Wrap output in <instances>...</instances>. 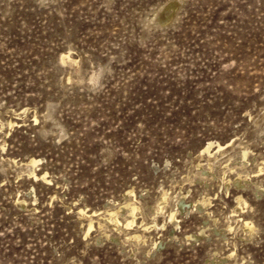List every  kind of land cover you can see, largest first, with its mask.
Here are the masks:
<instances>
[{
	"label": "rangeland",
	"instance_id": "374dc122",
	"mask_svg": "<svg viewBox=\"0 0 264 264\" xmlns=\"http://www.w3.org/2000/svg\"><path fill=\"white\" fill-rule=\"evenodd\" d=\"M254 184L264 0H0V264H264ZM181 195L209 206L173 226ZM123 203L130 228L87 230Z\"/></svg>",
	"mask_w": 264,
	"mask_h": 264
},
{
	"label": "bare ground",
	"instance_id": "6f19581e",
	"mask_svg": "<svg viewBox=\"0 0 264 264\" xmlns=\"http://www.w3.org/2000/svg\"><path fill=\"white\" fill-rule=\"evenodd\" d=\"M65 59L66 58L63 57V58H61V61L64 62ZM222 148L223 147L221 145H219V144L213 146L212 142H208L207 145L205 147H203L202 151H203V153H206L208 156H210L212 158L218 152H220V150ZM245 156H246V153H245V151H243L242 152V160H241L242 161V164L241 165H243V166H246V164H247V162L245 160ZM37 162H38L37 159L30 158L29 160H27V166L34 167L37 164ZM207 165L208 166L210 165L209 164V161L207 162ZM196 169L199 170L202 174H205L207 172V171H205L202 168V166L200 164H197L196 165ZM257 173H260V168H259V171ZM31 174L35 177V175H34L33 172H31ZM248 180H249L248 178H244L242 180L241 176H239L237 174L236 179L233 181V184L238 189L239 188H244L245 186H244L243 182L246 184L248 182ZM229 182L230 181H228L227 183H229ZM253 186L255 187V190H256L255 196H259L260 193H264V188L263 187L257 186L256 184H254ZM131 194H132V191L131 190H128V191H126L124 193V197L129 196ZM235 200L237 202L236 210L238 211V210H240V208H239L240 207V204H244L245 205V201H244L243 197L240 196V195H238L235 198ZM166 201H167V198L165 196H162L160 198V200H159V207H158L159 208V211H161L164 208V206L166 205ZM18 202L20 203V206H24L25 205V201L24 200H18ZM192 206L195 208V210L202 211L203 212L204 209L207 206H209V202H208V200L202 199L201 201L195 202L193 205H188L184 201V196L181 195L178 199H176L175 209L174 210H170L169 213H168V215H167L168 222L170 224H172L173 226H177L178 220H177V216L176 215H177L178 211L179 212H182V211L185 210L186 212L189 213V211H191L190 208ZM137 209L138 208L134 204H130V203H123L121 205H117V206H114L112 208H109L108 207V208H106L104 210V212H102L99 215L92 214L90 216H87L88 217L87 230H90L93 227V225H92V219H91V217H93V216H98V220H97L98 226H100L101 225V222H102L104 226L109 227L114 232H119L122 229L130 228L134 224V221H135L134 220V217H135L134 216V213H135V211ZM79 212L82 215H85V213H86V212L84 213V209L83 210H79ZM125 214H126L127 218L124 219V221H121L120 220V215H123V217H124ZM206 224L207 223L204 222L203 223V226H201V228L199 229V231L196 234L189 235L188 238L198 239L200 237H203L205 239H209L210 236L208 234H206L207 231H211L216 236H218L219 234H223L222 233L223 230L220 231L216 225H214L212 227V229L209 230V228L207 227ZM244 228L246 230H248L250 233L253 232V226L251 225V223L245 222L244 223ZM172 237L175 238L174 235H172ZM138 238H139L138 235L133 234L128 239L134 241L135 239L137 240ZM108 239L116 240L114 237H108ZM162 245H163L162 242H154L153 243V248L154 249H159V248H161ZM227 258L228 257H226V256L225 257H222L221 261H225Z\"/></svg>",
	"mask_w": 264,
	"mask_h": 264
}]
</instances>
